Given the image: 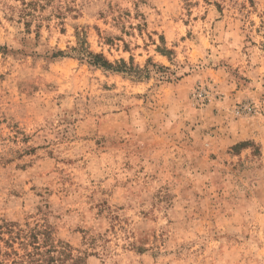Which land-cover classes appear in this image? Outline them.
<instances>
[{
  "label": "rangeland",
  "instance_id": "374dc122",
  "mask_svg": "<svg viewBox=\"0 0 264 264\" xmlns=\"http://www.w3.org/2000/svg\"><path fill=\"white\" fill-rule=\"evenodd\" d=\"M31 1L0 0V264H264V0Z\"/></svg>",
  "mask_w": 264,
  "mask_h": 264
},
{
  "label": "trees",
  "instance_id": "16d2710c",
  "mask_svg": "<svg viewBox=\"0 0 264 264\" xmlns=\"http://www.w3.org/2000/svg\"><path fill=\"white\" fill-rule=\"evenodd\" d=\"M31 5H36L37 1L32 0L30 2ZM84 57H86V60L97 67L100 68H104L107 70H122V71H129L133 68V64L131 66H128V64L126 63L125 60H121V64L120 65H116L113 62H111L108 58H106V56L103 53H96V52H92V51H88L86 52V54H84ZM34 239H37V235L33 236ZM49 236H46V238ZM46 244L48 243L47 241H45ZM68 245V244H67ZM37 247V252H30L27 251L26 253V257L28 258V260H24V258H15L13 261V264H59V258L56 257L54 254H52V252L57 251V252H61V250L55 246L52 245V248L46 249V251H42L40 250V244L35 245ZM67 248V249H66ZM65 250H63V252L68 253V255H71V250L72 248L70 247V245H68V247H66ZM70 264H78V259H71V263Z\"/></svg>",
  "mask_w": 264,
  "mask_h": 264
}]
</instances>
